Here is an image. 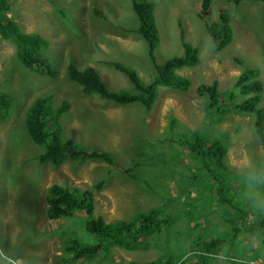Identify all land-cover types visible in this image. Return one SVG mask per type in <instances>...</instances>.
I'll return each mask as SVG.
<instances>
[{"label":"rangeland","instance_id":"374dc122","mask_svg":"<svg viewBox=\"0 0 264 264\" xmlns=\"http://www.w3.org/2000/svg\"><path fill=\"white\" fill-rule=\"evenodd\" d=\"M153 1L159 34L154 52L157 59L182 54V33L171 27L178 20L185 28L183 40L198 45L200 57L198 64L176 71L190 79L187 90L159 85L151 109L145 110L138 104L124 106L94 94L84 95L65 74L67 62L78 66L86 62L96 68L109 88L116 90L126 87L127 80L112 63L141 72L146 65L132 58H144L148 46L143 37L129 30L137 20L132 19L128 0H9L6 14L25 32L48 41L44 50L53 72L40 75L23 66L11 41L0 38V90L18 98V93L26 89L18 109L9 116H0V264H124L148 263L158 258L189 264L197 259L191 251L195 244L206 240V236H227L229 227L221 217L215 194L221 181L181 140L191 137L193 130L209 141L221 138L226 144L224 164L229 173L239 174L231 185L245 187L251 164L264 162V146L254 130V116L227 111L221 120H212L213 115L205 114L203 109L204 97L196 91L200 83L216 81L219 92L232 90L239 101L245 96L235 81L243 68L256 67L263 82L258 106L264 109V3ZM221 12L229 15L234 33L227 46L215 51L203 15L219 22ZM234 56L251 64H239ZM45 94L50 95L53 105L67 102L66 110L58 116L62 138L72 139L82 148L107 152L112 164L78 157L41 163L44 147L33 142L21 117L35 97ZM255 154L259 156L257 160ZM52 183L91 192L94 216H101L105 222L132 221L138 214L157 208L167 222L157 232L142 237L135 249L112 244L106 255L100 250L86 253L76 262L70 261L68 255L61 258L68 236L88 243L97 238L86 232L84 211L68 218L46 216L47 188ZM240 193L253 198L246 190ZM240 198L236 200L246 203ZM249 208L244 204L250 221L262 218L264 207L254 213ZM259 223L252 221V227L249 224L250 229L235 239L236 245L243 241L247 246L244 256L238 255L248 264H264V247L259 238L264 217ZM226 260L212 263L208 258V263L229 264Z\"/></svg>","mask_w":264,"mask_h":264},{"label":"trees","instance_id":"16d2710c","mask_svg":"<svg viewBox=\"0 0 264 264\" xmlns=\"http://www.w3.org/2000/svg\"><path fill=\"white\" fill-rule=\"evenodd\" d=\"M206 1V0H205ZM264 3V0H252ZM129 11L132 12V19L135 18L137 23H131L130 31L133 34L140 35L146 41L148 46V54L132 58L133 61L144 63V67L140 68L138 73L135 68L125 66L119 63H112L124 75L127 80V86L119 89H111L107 86L100 74L91 64L83 62L81 66L73 62H67L66 79L74 82L80 88L84 95H97L102 99L109 100L111 103L128 106L130 104H138L145 110H149L158 94L157 86L163 85L175 90H187L191 85L188 77L181 76L176 71L185 66H194L199 63L198 45H192L184 41V26L181 27L180 20L172 23L171 27L178 30L182 35L179 41L182 42V54L175 53L164 60L157 59L154 55L157 47L159 34L157 29L156 17L154 15L153 0H128ZM10 8L9 0H0V38L11 41L15 48V56L18 61L28 69L37 71L40 75L52 74L51 65L47 63L48 56L44 48H47L48 41L36 33L25 32L20 29L18 24L11 16L6 14ZM135 16V17H134ZM221 21H212L203 15L204 26L207 35L211 37L213 49L220 51L227 46L234 33L229 22V15L226 12L220 13ZM198 22V21H197ZM112 25V23H110ZM108 41V40H107ZM81 58V57H80ZM83 58V57H82ZM239 64H246L243 57L234 56ZM74 61V60H72ZM83 61V60H82ZM107 65V63L103 62ZM247 64H251L248 63ZM235 81V86L243 94L241 100L236 101L232 90L219 92L217 83H200L196 87V91L200 96L204 97L203 109L205 114L213 115L212 120H221L222 114L227 111H239L242 113H250L254 116V130L258 136L259 142L264 146V109L258 106L262 100L260 91L263 88V82L258 77L260 71L256 67L244 69ZM7 77L8 78V73ZM26 90V89H25ZM25 90L18 93V98L11 94L10 91L0 90V116H9L14 109H18L22 103ZM67 108V102L61 101L58 105H53L50 95H40L35 97L29 105L24 109V115L21 117L22 124L26 128L30 138L37 145L44 147V151L40 153L41 163L51 161L59 163L63 159L78 157L80 160L105 161L112 164L113 159L107 152L82 148L80 143L74 140H64L60 134L61 129L58 123V116ZM193 135L181 140L184 147L189 151L196 153L198 160L202 162L203 167H207L212 176L221 181L217 190V206L220 207L221 217L227 223L229 231L227 236L224 234L215 237L206 236V240L200 241L194 245L195 256L197 259L189 264H209L208 258L212 263L219 259L227 258L229 264H248L245 260H240L238 254L244 256L243 251L247 246L241 241L236 245L235 239L243 236V232L249 230L253 224L252 221H260L262 218H253L250 221L247 217L249 211L244 209V204L250 206V212H257L258 207L255 203H251L253 198L246 193L241 195V190H246L253 195V191L264 194V182L256 183L255 181L246 182L245 187L232 184L236 181L239 174L228 172L224 164L223 157L226 152V144L221 138H213L211 141L205 139L201 132L193 130ZM71 147H78L77 150ZM258 155H254V159H258ZM249 172H264V162H257L256 166L251 164ZM217 171L222 172L218 175ZM232 174V176H231ZM235 179V180H233ZM100 186V185H99ZM214 194V192H212ZM237 197L246 200V203L236 200ZM46 216L52 219L68 218L75 215L76 212L84 211V226L86 232L93 234L97 239L93 243L84 242L86 239L68 236L65 239L67 243L63 249L61 258L69 256L70 261L79 260L84 254H94L102 250L104 254L108 252V247L112 244L123 246L125 248H134L141 242V238L145 235L157 232L166 219H162L159 209H151L146 213H140L132 221L116 220L105 222L101 216H94L92 194L86 190H81L76 186L71 187L58 183H52L47 188L46 194ZM259 223V225H260ZM250 225V228L249 227ZM259 238L262 247H264V226L260 228ZM110 240V241H109ZM138 242H137V241ZM140 240V241H139ZM140 246V244H139ZM135 249V248H134ZM131 250V249H129ZM240 250V253H238ZM233 254L229 255L228 252ZM70 252V253H69ZM124 264H173L168 260L158 258L148 263H140L129 261ZM179 264H184L183 261Z\"/></svg>","mask_w":264,"mask_h":264},{"label":"clouds","instance_id":"9594fccd","mask_svg":"<svg viewBox=\"0 0 264 264\" xmlns=\"http://www.w3.org/2000/svg\"><path fill=\"white\" fill-rule=\"evenodd\" d=\"M19 28H20V26H19ZM249 180L255 181L256 183L264 182V172L258 173V172L253 171L252 173H250ZM253 199H254V203L257 207H264V194L253 193ZM0 256H1V254H0Z\"/></svg>","mask_w":264,"mask_h":264},{"label":"bare ground","instance_id":"6f19581e","mask_svg":"<svg viewBox=\"0 0 264 264\" xmlns=\"http://www.w3.org/2000/svg\"><path fill=\"white\" fill-rule=\"evenodd\" d=\"M163 218V217H162Z\"/></svg>","mask_w":264,"mask_h":264}]
</instances>
